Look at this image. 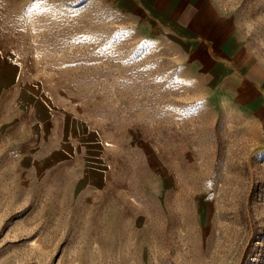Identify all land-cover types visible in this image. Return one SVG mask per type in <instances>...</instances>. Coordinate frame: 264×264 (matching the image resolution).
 <instances>
[{
	"label": "rangeland",
	"instance_id": "1",
	"mask_svg": "<svg viewBox=\"0 0 264 264\" xmlns=\"http://www.w3.org/2000/svg\"><path fill=\"white\" fill-rule=\"evenodd\" d=\"M264 68V0H217ZM112 0H0V264H264V130Z\"/></svg>",
	"mask_w": 264,
	"mask_h": 264
},
{
	"label": "crops",
	"instance_id": "2",
	"mask_svg": "<svg viewBox=\"0 0 264 264\" xmlns=\"http://www.w3.org/2000/svg\"><path fill=\"white\" fill-rule=\"evenodd\" d=\"M112 2L168 40L184 62V79L264 130V68L234 16L217 0Z\"/></svg>",
	"mask_w": 264,
	"mask_h": 264
}]
</instances>
